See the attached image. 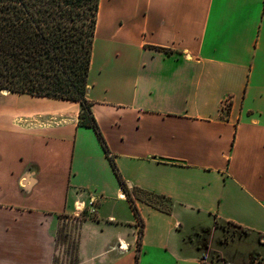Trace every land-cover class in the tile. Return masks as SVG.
I'll list each match as a JSON object with an SVG mask.
<instances>
[{"label": "crops", "instance_id": "0c3cea01", "mask_svg": "<svg viewBox=\"0 0 264 264\" xmlns=\"http://www.w3.org/2000/svg\"><path fill=\"white\" fill-rule=\"evenodd\" d=\"M95 35L110 156L78 101L0 90V264L81 214L75 264H264V0H99Z\"/></svg>", "mask_w": 264, "mask_h": 264}, {"label": "trees", "instance_id": "16d2710c", "mask_svg": "<svg viewBox=\"0 0 264 264\" xmlns=\"http://www.w3.org/2000/svg\"><path fill=\"white\" fill-rule=\"evenodd\" d=\"M98 6L99 0H0V90L78 101L80 124L94 128L110 156L87 97ZM125 192L140 244L142 219Z\"/></svg>", "mask_w": 264, "mask_h": 264}, {"label": "rangeland", "instance_id": "374dc122", "mask_svg": "<svg viewBox=\"0 0 264 264\" xmlns=\"http://www.w3.org/2000/svg\"><path fill=\"white\" fill-rule=\"evenodd\" d=\"M116 43L107 42V44L100 40H95L93 44V50L96 53L95 66L98 60H103L104 55L98 52L104 50L105 47L116 46ZM110 46V47H109ZM107 60V59H106ZM80 219L88 217V214H81L78 216ZM80 219L75 217H62L61 226L59 229L58 236V253L56 256V264H75L76 262V249H77V239L79 233Z\"/></svg>", "mask_w": 264, "mask_h": 264}, {"label": "water", "instance_id": "95a60500", "mask_svg": "<svg viewBox=\"0 0 264 264\" xmlns=\"http://www.w3.org/2000/svg\"><path fill=\"white\" fill-rule=\"evenodd\" d=\"M4 91L6 92L7 90L5 89Z\"/></svg>", "mask_w": 264, "mask_h": 264}]
</instances>
